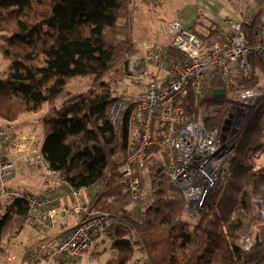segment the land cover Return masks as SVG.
Returning a JSON list of instances; mask_svg holds the SVG:
<instances>
[{
    "label": "trees",
    "instance_id": "trees-1",
    "mask_svg": "<svg viewBox=\"0 0 264 264\" xmlns=\"http://www.w3.org/2000/svg\"><path fill=\"white\" fill-rule=\"evenodd\" d=\"M131 1L0 0V55L9 61L0 78V120L11 122L45 109L38 119L42 157L66 186L89 191L88 209L103 217L99 242L110 239L116 252L107 264H134L138 249L144 264H264V236L258 233L264 223L253 206L256 196H264L261 108L242 131L226 173L196 218L188 213L180 189L168 181L163 152L142 168L146 205L131 208L121 166L136 138L134 95L115 89L129 79L130 57L139 52ZM212 24L203 34L210 40L222 30ZM79 77L89 78L91 86L71 92L69 80ZM243 81L260 86L257 75ZM211 84L228 89L224 81ZM124 98L114 126L110 106ZM199 100L219 105L203 116L205 126L220 125L228 114L226 99ZM14 142L10 131L7 147ZM28 209L19 199L0 203V241L7 224L14 217L26 220ZM247 235L250 246L243 249L240 240Z\"/></svg>",
    "mask_w": 264,
    "mask_h": 264
},
{
    "label": "built area",
    "instance_id": "built-area-1",
    "mask_svg": "<svg viewBox=\"0 0 264 264\" xmlns=\"http://www.w3.org/2000/svg\"><path fill=\"white\" fill-rule=\"evenodd\" d=\"M254 15L241 4L236 13L225 12V29L211 40L198 32L197 25L174 20L167 24L165 45L131 56L130 75L144 82L139 92L133 93L136 138L121 173L135 200L141 192L143 166L163 152L168 181L184 195L187 211L196 214L226 173L242 131L259 108L264 124V86H247L243 81L258 73L264 75V21L257 22ZM245 25L253 27L245 31ZM149 67L165 75L159 78ZM212 81L227 82L228 89L213 86ZM215 88L224 89L222 99L227 101L230 122L208 129L203 116L218 110L219 105L206 106L199 98L212 97ZM124 107L125 98L111 104L109 120L114 126ZM10 131L9 126L0 125V203L26 202V222L36 232L48 233L64 222L68 224L55 242L41 240L26 256V263L41 264L44 258L46 264H63L91 257L104 226L103 217L88 209L89 191L68 187L56 177L41 154L42 134L17 133L9 148ZM24 168L58 188L36 195L9 185L8 180ZM255 202V212L264 223V196L256 197ZM240 244L248 249L249 236L242 237Z\"/></svg>",
    "mask_w": 264,
    "mask_h": 264
},
{
    "label": "rangeland",
    "instance_id": "rangeland-1",
    "mask_svg": "<svg viewBox=\"0 0 264 264\" xmlns=\"http://www.w3.org/2000/svg\"><path fill=\"white\" fill-rule=\"evenodd\" d=\"M184 1H186L187 4L192 3V0H132L131 1V7L133 8V12H134L133 35L139 46L138 54H143L145 52H153L156 51L157 48L165 45L169 39L167 33V24L174 20H179L184 24H188V25L190 24L197 25L195 28L198 29V32H202L204 35H206L209 32L208 26L211 24V22L219 24L222 27V30L225 29L224 28L225 21L223 20L222 16H220V19H213L212 21L208 17L207 10L204 11V9H199V8L197 10L196 9L193 10L192 5H190L191 10H188L191 12L192 19H189L187 21H182L178 19L176 13L181 10V6L184 4ZM237 1L239 0H235V2ZM245 2L246 0H240L242 6H244ZM262 6H264V4ZM260 8L257 17V22L264 21V9L260 10ZM188 11H186V13H188ZM217 20H219V22H217ZM8 65H9V61L7 59H4L0 55V78L3 77L5 73H7ZM148 70H150L154 74L157 73V76L159 78L165 75L163 71L156 72V70L151 67H149ZM133 78L134 77H131L130 75L129 79L120 82L118 86L115 87V89H117V92L118 93L127 92L132 94L133 93L136 94L137 92H139V90L141 89L140 85L144 81L143 80L138 81ZM258 82L260 86L262 87L264 86L263 74L258 73ZM91 84L92 83L89 78L79 77V78L70 79L67 87L71 92H79L85 90L87 87H90ZM42 111H45V109L39 111L38 113H24L11 122H4L0 120V125L9 126L10 130L13 131L15 135L20 132H25L29 134H38V133L42 134L41 127L38 121ZM28 169L29 168H24V170L16 172L14 177L8 180L9 185L24 186V190L33 194L37 193L39 191V188L48 187V186L44 187V185L45 184L47 185L48 183L42 180V178H40L37 172ZM27 170L29 171L30 176L25 175L24 171ZM147 188H148V182L145 178L143 181V189L141 190L138 199L135 200L132 197L133 199H132L131 208H136V209L138 208L140 210L146 205L147 199L145 197V191L147 190ZM255 203L256 202L254 199V204H253L254 208L256 207ZM200 211L201 210H199V212L197 211L196 214L189 212L188 213L193 218H196L200 213ZM58 230L61 229L57 228L56 230L49 231L48 233L36 232L30 227L29 224H27L26 220H22L19 217H14L7 224V227L4 228L2 232L1 241H0V264H27L26 256L33 253L36 250V245L41 240L50 239V237L53 236ZM258 233L259 235L261 234L262 236H264V224H262ZM113 256H115V250H112L110 247H107L106 250L98 252V254L97 253L93 254L92 257L90 258H83L74 261H69L63 264H107L106 260H109ZM143 258H144L143 252H141L138 249L136 250V252H134L132 261H134V264H140V263L144 264ZM41 264H46L44 258ZM52 264H59V263L53 262Z\"/></svg>",
    "mask_w": 264,
    "mask_h": 264
},
{
    "label": "crops",
    "instance_id": "crops-1",
    "mask_svg": "<svg viewBox=\"0 0 264 264\" xmlns=\"http://www.w3.org/2000/svg\"><path fill=\"white\" fill-rule=\"evenodd\" d=\"M236 3H238V4H236ZM239 4H241L240 0L237 2H235V0H192L191 4H187V2L184 1V4L181 6V10L178 11L176 14H177L178 19H180L182 21H187L189 19H192L191 12L188 11V10H191L190 5H192L193 10H195V9L197 10L198 8L204 9V11L207 10L209 19L213 21V19H220V16L225 14V12L226 13H231V12L236 13L237 9L239 7ZM263 4H264V0H246L243 7L245 10H248L252 13H256ZM186 11H188V13H186ZM217 22H219V20H217ZM24 172H25V175L30 176L28 170L24 171ZM46 186H48V187H46ZM14 187L17 188L18 186H14ZM44 187H46V188H39V191L35 194L41 195L51 188H53V189L58 188V186H56L54 184H47V185L45 184ZM18 189H21V188L18 187ZM22 190H24V189H22ZM67 226H68V224L65 222L60 224L57 228L58 229L60 228L61 230H58L53 236L50 237L49 240H52V242H55L56 240H58L60 238V235L67 228ZM105 244L107 245V247H110V240L105 238L104 242H102V241L99 242V239H97V246H96V249L94 250L93 254H96V253L98 254V252L106 250L107 247ZM112 250H114V249H112ZM115 254H116V252H115ZM92 255H91V257H92ZM106 261L108 262V260H106Z\"/></svg>",
    "mask_w": 264,
    "mask_h": 264
},
{
    "label": "water",
    "instance_id": "water-1",
    "mask_svg": "<svg viewBox=\"0 0 264 264\" xmlns=\"http://www.w3.org/2000/svg\"><path fill=\"white\" fill-rule=\"evenodd\" d=\"M212 98L214 99H222L224 97V89L223 88H215L212 90ZM230 122L229 116L223 120V125H228Z\"/></svg>",
    "mask_w": 264,
    "mask_h": 264
},
{
    "label": "bare ground",
    "instance_id": "bare-ground-1",
    "mask_svg": "<svg viewBox=\"0 0 264 264\" xmlns=\"http://www.w3.org/2000/svg\"><path fill=\"white\" fill-rule=\"evenodd\" d=\"M10 142V141H9ZM9 145V144H8ZM10 146V145H9Z\"/></svg>",
    "mask_w": 264,
    "mask_h": 264
}]
</instances>
